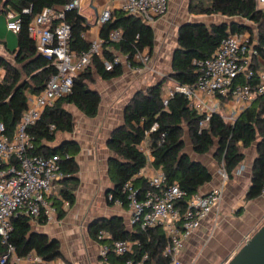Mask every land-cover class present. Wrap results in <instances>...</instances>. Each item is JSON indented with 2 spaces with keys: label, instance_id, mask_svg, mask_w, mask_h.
Returning <instances> with one entry per match:
<instances>
[{
  "label": "trees",
  "instance_id": "16d2710c",
  "mask_svg": "<svg viewBox=\"0 0 264 264\" xmlns=\"http://www.w3.org/2000/svg\"><path fill=\"white\" fill-rule=\"evenodd\" d=\"M0 1V13L14 11L22 19L21 29L17 32V47L9 51V57L0 54V68L4 71L0 78V121L5 124L6 132L10 135L28 107L29 96L41 92L50 77L57 72L55 58L47 57L38 50L36 41L30 35L29 25L44 8L63 9L67 0ZM26 8L29 11H24ZM189 11L192 14H219L229 19L210 24L198 20L184 22L177 32L171 71L145 89L138 90L126 104L124 123L115 128L108 139L113 156L108 161L112 186L107 194L111 192L116 198L124 197L123 184L148 164L146 155L136 147L146 138V131H149L148 146L153 152V165L164 170L168 184L178 183L188 196L210 182L213 174L204 163L192 159L186 153V130L194 151L205 154L214 149V158L226 169L229 177L233 176L244 159V150L257 143L252 180L244 200L255 199L264 192V92L259 93L231 124L220 113H214L208 123L201 127L204 114L180 92L174 94L167 106L163 104L164 84L170 79L184 85H193L197 81L198 66L194 63L195 59L212 57L222 39L231 33H253L251 25L245 20L257 25V48L264 62V9L257 7L256 0H191ZM65 20L71 25L72 50L87 51L90 42L85 37L89 27L86 17L78 9H67ZM113 30L121 32L120 39L110 38ZM100 37L105 58H112L117 52L127 55L132 63H135L134 56L138 51L152 55L155 45V32L151 24L119 8L113 9L112 18L102 25ZM261 64L256 62V68L259 69ZM262 67L264 71V64ZM123 72L122 65H116L112 70L106 69L103 59L92 54L90 63L74 77L72 91L60 98L53 107L47 108L39 122L29 129L33 138L32 154H57L60 157L64 176L59 181L58 195L50 196L60 219L67 209L63 200L74 204L79 185L77 155L80 144L77 141H64L60 146L51 145L60 133L73 132L76 127L73 114L64 105L72 103L86 116H97L102 97L91 84L97 79L96 76L107 80ZM239 82L247 83V80L240 78ZM248 82L254 84L258 81L251 79ZM155 123H158L157 128L151 130ZM135 183L142 187L148 184L142 177H137ZM35 220L40 224L48 221L47 216L43 215L37 219L26 213L15 216L8 243L22 257L36 253L46 261L63 259L59 239L35 230ZM100 231H108L111 236L98 238ZM89 233L94 240L108 246L116 239L133 242V251L124 256L110 249L106 255L110 264H121L126 258L138 261L145 254L147 258L143 260L144 264H171V258L164 255L169 239L161 226L144 229L134 226L128 229L122 217L113 215L94 219L90 223ZM7 250L8 244L2 243L0 237V260ZM3 264L13 263L8 260Z\"/></svg>",
  "mask_w": 264,
  "mask_h": 264
},
{
  "label": "built area",
  "instance_id": "2783aa9c",
  "mask_svg": "<svg viewBox=\"0 0 264 264\" xmlns=\"http://www.w3.org/2000/svg\"><path fill=\"white\" fill-rule=\"evenodd\" d=\"M116 1L119 9L137 15L149 24H153L169 10V0ZM256 1L257 7L264 9V0ZM82 4L83 0H67L63 9L46 7L29 25L30 35L36 41L38 50L47 57L55 58L57 72L50 77L41 92L29 96L28 107L12 134L6 132L5 124L0 121V237L2 243L8 244V250L0 260L2 264L8 260L13 264H70L63 259L46 261L36 253L19 256L15 247L8 243L14 227L13 218L19 213H26L34 219L43 215L48 220L57 213L50 196L57 182L64 176L57 154L44 156L30 152L33 138L29 129L39 122L47 108L53 107L60 98L72 91L74 77L90 63L92 54L101 57L108 70L122 65L138 75L148 72L160 74L152 63V55L146 51L135 54V63L127 55L117 52L112 58H105L101 37L90 41L87 51L72 50L71 25L65 20V10H80ZM112 10L105 7L98 14L97 24L102 26L109 21ZM6 17L8 29L19 32L22 23L20 15L8 11ZM251 35L248 31L231 33L222 39L212 57L195 59L194 63L198 66L197 81L193 85H184L170 79L171 85L164 87L163 104L167 106L174 94L180 92L189 98L193 107L204 114L201 127L208 123L214 113H220L227 123H233L253 99L264 92V71L256 68V62L261 57L257 48L258 40ZM120 37L119 30L110 32L112 40ZM3 74L0 68V78ZM240 78L247 80V83H240ZM251 79L258 82H248ZM229 104L233 108L226 112ZM157 126L158 123H155L151 130ZM148 137L149 131H146V138L136 145L146 155L148 164L123 184L124 197L116 198L110 192L106 198L117 205L124 206L126 203L132 227L140 226L144 229L161 226L169 239L164 255L171 258V264H182L179 256L186 239L200 228L208 214L220 207L229 174L221 166V184L208 192L198 190L188 196L178 183L168 184L164 170L153 165L154 156L148 146ZM149 168L151 171H147ZM137 177L146 179L147 186L137 185ZM63 205L67 208L70 202L63 200ZM110 236L108 231L98 233V238ZM110 249L124 256L133 251V242L116 239L111 246L101 244V255L106 258ZM146 258L147 254L138 261L126 258L121 264H144Z\"/></svg>",
  "mask_w": 264,
  "mask_h": 264
},
{
  "label": "crops",
  "instance_id": "0c3cea01",
  "mask_svg": "<svg viewBox=\"0 0 264 264\" xmlns=\"http://www.w3.org/2000/svg\"><path fill=\"white\" fill-rule=\"evenodd\" d=\"M174 4L175 0H169L168 12L151 24L155 32L152 63L160 73L164 69L168 73L171 71L173 51L177 46L178 29L174 40L171 37V28L177 24L176 17L172 14ZM105 7L119 8L116 0H83L79 12L86 17L89 24L85 32L89 42L100 37L102 26L98 25L96 20ZM217 15L219 14L208 16ZM188 21L194 20L180 22L177 28ZM0 25V54L9 57V51L17 47V32L8 29L6 13H3ZM257 62L264 64L261 57ZM128 70L129 72L124 71L122 75L107 80L96 76L97 79L91 87L102 97L97 116L88 117L74 104H65L74 116L75 130L60 133L57 140L51 144L59 146L64 141H77L80 144V152L77 155L79 185L76 189V200L67 207L63 218L60 219L55 213L45 224L35 220L33 228L59 239L63 260L70 264H110L100 253L101 244L90 236L89 226L94 219L120 216L126 227L132 229L128 207L111 203L106 198L107 190L112 186L108 175V161L113 153L108 147V139L113 130L124 123V111L120 118L113 117L114 111L131 89H134V92L137 90V81L132 80L137 74L129 68ZM145 75L155 77L157 73L148 72ZM102 106L106 109L103 113ZM125 107L126 105L124 110ZM232 108L233 105L229 104L225 111ZM186 153L190 156L187 151ZM244 154V159L235 169L233 176L226 181L220 207L208 214L200 228L186 239L179 256L182 264H226L263 224L264 192L255 199L244 200L252 180L257 143L246 148ZM210 160L209 164L204 160V164L213 174V179L199 189L204 193L222 183L221 165H218L214 155ZM147 171H151V168ZM56 186L60 187V182H57ZM55 192L56 190L53 195Z\"/></svg>",
  "mask_w": 264,
  "mask_h": 264
},
{
  "label": "rangeland",
  "instance_id": "374dc122",
  "mask_svg": "<svg viewBox=\"0 0 264 264\" xmlns=\"http://www.w3.org/2000/svg\"><path fill=\"white\" fill-rule=\"evenodd\" d=\"M175 1H176V4H174V9L172 10V14L175 15L177 24H175L171 28V31H172L171 37H173V40H174V37L176 34V30L178 29L177 26L180 22H183V21H186L189 19L194 20V21L198 20V19H202V20H205L207 24H210L211 22L212 23L213 22H220L223 19H229L228 17H224L222 15L208 16L205 14L204 15L203 14H192L189 11V5H190L191 0H175ZM1 7H2V2L0 1V9H1ZM2 17H3V13H1L0 23L2 21ZM245 22H248L251 25L252 30H253V33L251 36H253V38H256L257 37V30H258L257 25H255L251 21L245 20ZM0 29H1V25H0ZM124 71L129 72L128 68L124 69ZM167 74H168L167 70L164 69V70H161L160 74L155 75V77H152L150 75L147 76V75H138V74L134 75V77L132 76L133 77L132 80L135 79L137 81V84H136L137 90L134 92V89L133 90L131 89L130 92H128V94L125 97H123L122 102H120L119 105L115 108L116 111H114L113 117H119L120 118L123 115L124 106L129 102L131 97L138 90L145 89L150 84H152V82H154V81L157 82L159 79H161V77H163ZM170 82H171V80H169L166 84H164V87H166L167 85H171ZM104 111H106L105 106H102L101 112L103 113ZM184 141H185V151H187L193 159L200 160L203 163L205 160V162L207 161V163L209 164V162L211 161L210 159H212V155H214V149H212L211 151H209L208 153H205V154L196 153L194 151V147H193L192 141L190 139L189 132L187 130L184 132ZM217 163L219 165L218 161H217ZM55 190H56V192L54 195H56L58 193L59 186H56Z\"/></svg>",
  "mask_w": 264,
  "mask_h": 264
},
{
  "label": "water",
  "instance_id": "95a60500",
  "mask_svg": "<svg viewBox=\"0 0 264 264\" xmlns=\"http://www.w3.org/2000/svg\"><path fill=\"white\" fill-rule=\"evenodd\" d=\"M198 21L205 22L204 20ZM226 264H264V223Z\"/></svg>",
  "mask_w": 264,
  "mask_h": 264
}]
</instances>
